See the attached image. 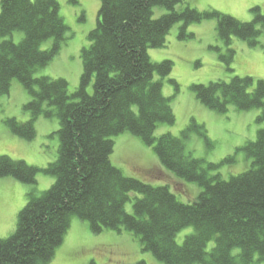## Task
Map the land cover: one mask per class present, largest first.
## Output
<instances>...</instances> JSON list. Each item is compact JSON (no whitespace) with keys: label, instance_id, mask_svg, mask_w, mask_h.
Wrapping results in <instances>:
<instances>
[{"label":"trees","instance_id":"trees-1","mask_svg":"<svg viewBox=\"0 0 264 264\" xmlns=\"http://www.w3.org/2000/svg\"><path fill=\"white\" fill-rule=\"evenodd\" d=\"M182 3L101 0L97 25L82 50L80 84L70 92L65 78L35 76L53 61L66 40L69 28L58 0H1L0 94H10L12 83L18 80L31 98L24 106L31 119L8 118L5 123L15 135L33 140L40 116L57 117L60 146L56 160L43 169L0 155V178L29 185L37 184L40 171L56 178L48 190L38 194L31 188L27 193L28 203L18 214L15 232L0 237V264L50 263L75 216L89 222L94 233L128 231L143 251L165 264H264V127L255 141L237 149L250 160L248 169L229 179L217 171L235 161L234 154L212 163L193 157L186 149L189 132L205 136L204 126L195 118L182 136L156 137L158 125L176 121L173 97L163 93L164 78L174 63L153 62L148 53L150 48L166 47L167 36L177 23L183 22L179 38L187 39L193 36L187 33L188 25L216 19L218 38L229 53L222 59H227L228 70L233 71V38L257 46L264 31V13L255 6L254 19L243 22L216 10L200 12L190 6L178 10ZM157 7L167 12L155 17ZM16 31L24 32L19 42L13 38ZM50 39L53 45L42 49ZM169 82L179 91L176 80ZM191 89L205 106L219 113L231 106L239 111L259 109L257 122L264 123V80L236 75L193 84ZM125 132L154 146L166 169L201 186L198 198L184 203L169 184L153 185L114 165L112 138ZM133 193L139 196L132 198ZM130 201L132 213L126 210ZM190 226L194 232L179 244L178 233Z\"/></svg>","mask_w":264,"mask_h":264},{"label":"rangeland","instance_id":"rangeland-1","mask_svg":"<svg viewBox=\"0 0 264 264\" xmlns=\"http://www.w3.org/2000/svg\"><path fill=\"white\" fill-rule=\"evenodd\" d=\"M61 14L69 28L59 54L46 67L39 69L36 77L50 76L65 78L69 82V91L73 92L80 84L83 73L82 50L88 46L89 33L97 25L101 0H58ZM187 6L200 12L216 10L233 16L243 22L255 17L252 8L260 6L264 13V0H184L178 10ZM1 8V0H0ZM1 10V9H0ZM164 7L155 9V17L166 13ZM183 22L172 27L167 36V45L163 48H150L148 53L153 62L171 60L174 63L171 74L164 78L163 93L173 97L172 106L176 116L174 124L162 123L155 130V136L165 133L182 136L193 118L204 126L205 136L195 130L185 139L186 149L193 157L206 162L221 163L226 157L235 155V161L223 164L217 172L225 179L238 175L248 169L250 160L246 153L238 148L248 141L257 139L258 130L264 123H258L259 109L239 111L231 106L226 113H219L205 106L191 89L193 84H208L218 79L230 80L233 76H253L264 80V31L257 46L234 37L231 48L235 56L228 70L229 56L227 46L217 35L216 19H205L191 23L187 33L193 34L187 39H180L179 33ZM24 32L16 31L13 38L22 40ZM53 40L43 43L42 49H49ZM159 78V75L156 76ZM174 79L176 86L169 82ZM28 91L15 80L10 94H0V155H7L16 160H24L29 165L46 168L56 160L59 153L60 138L56 133L60 128L57 117L40 116L36 122L37 135L33 140H26L11 132L5 121L16 118L22 122L31 119L25 110L30 101ZM207 137V138H206ZM114 151L111 160L128 176L138 177L153 185L169 184L178 199L184 203L195 201L202 192V187L195 182L179 178L160 163L154 146L146 144L140 137L129 132L112 138ZM208 139V140H207ZM215 173V172H214ZM56 181L52 175L40 171L37 184L29 185L14 178H0V237L7 238L17 227L18 214L27 205V193L35 188L40 194L48 190ZM139 194L133 193L132 198ZM126 210L133 212V201L126 204ZM194 232V227H186L177 235V242L183 244L185 237ZM214 245L211 243L209 249ZM165 264L157 260L151 252L143 251L139 240L128 231L104 230L94 233L87 221L75 216L62 245L55 257L48 264Z\"/></svg>","mask_w":264,"mask_h":264}]
</instances>
